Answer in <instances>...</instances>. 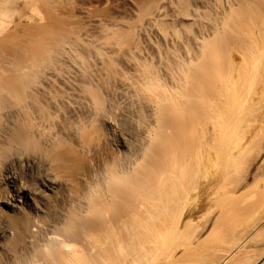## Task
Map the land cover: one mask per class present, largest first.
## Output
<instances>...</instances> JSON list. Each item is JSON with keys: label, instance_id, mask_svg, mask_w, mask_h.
I'll use <instances>...</instances> for the list:
<instances>
[{"label": "bare ground", "instance_id": "bare-ground-1", "mask_svg": "<svg viewBox=\"0 0 264 264\" xmlns=\"http://www.w3.org/2000/svg\"><path fill=\"white\" fill-rule=\"evenodd\" d=\"M263 235L264 0H0V264H262Z\"/></svg>", "mask_w": 264, "mask_h": 264}, {"label": "rangeland", "instance_id": "rangeland-1", "mask_svg": "<svg viewBox=\"0 0 264 264\" xmlns=\"http://www.w3.org/2000/svg\"><path fill=\"white\" fill-rule=\"evenodd\" d=\"M247 222H249V221H247ZM263 236H264V235H263ZM261 237H262V236H261ZM261 237H259V238H261ZM259 238H257V240H258ZM255 240H256V239H255ZM255 240H254V242L256 243ZM252 243H253V242L251 241V242L249 243V245H253V244H254V243H253V244H252ZM253 246H254V245H253ZM255 258H256V257H255ZM261 263H262V262H261ZM263 263H264V259H263ZM263 263H262V264H263Z\"/></svg>", "mask_w": 264, "mask_h": 264}]
</instances>
